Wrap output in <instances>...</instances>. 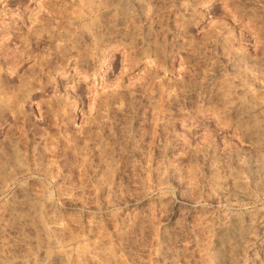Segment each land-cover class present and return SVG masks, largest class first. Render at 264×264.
I'll return each mask as SVG.
<instances>
[{"label": "rangeland", "instance_id": "1", "mask_svg": "<svg viewBox=\"0 0 264 264\" xmlns=\"http://www.w3.org/2000/svg\"><path fill=\"white\" fill-rule=\"evenodd\" d=\"M0 264H264V0H0Z\"/></svg>", "mask_w": 264, "mask_h": 264}, {"label": "bare ground", "instance_id": "2", "mask_svg": "<svg viewBox=\"0 0 264 264\" xmlns=\"http://www.w3.org/2000/svg\"><path fill=\"white\" fill-rule=\"evenodd\" d=\"M217 228V227H216ZM222 229V228H221ZM226 231V230H225ZM235 233V232H234ZM230 251V250H229ZM226 260V259H225ZM234 260V259H233ZM227 262H229V261H227ZM236 262V261H235Z\"/></svg>", "mask_w": 264, "mask_h": 264}]
</instances>
